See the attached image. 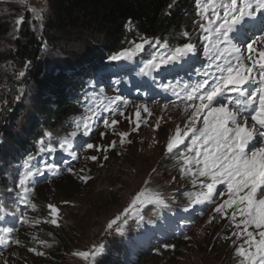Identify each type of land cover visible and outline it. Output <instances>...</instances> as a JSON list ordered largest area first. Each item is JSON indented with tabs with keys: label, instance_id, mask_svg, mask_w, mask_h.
<instances>
[{
	"label": "rangeland",
	"instance_id": "obj_1",
	"mask_svg": "<svg viewBox=\"0 0 264 264\" xmlns=\"http://www.w3.org/2000/svg\"><path fill=\"white\" fill-rule=\"evenodd\" d=\"M0 8V13L4 10L0 16L10 17V22H12V33L0 41L2 50L13 46L11 40L20 26L15 25V21L21 16L29 15V21L40 35L45 32L44 21L46 22L48 11L46 0H0ZM31 8H35L42 19L37 20L34 13L29 10ZM219 11L223 16V9H219ZM208 15L211 17V11ZM200 23L206 24L207 22L197 14L196 19L190 23L189 29L184 31L189 35L183 36L181 41L176 44L191 43L195 47L193 53L182 60L162 64L159 68L144 70L146 64L143 66L144 76L149 78L158 76L166 84L164 88L159 89L164 90V93L168 92L169 95L160 97L131 95L122 90L115 93L112 88H108L110 85L106 84L101 91V100H106L109 97L108 94L112 93L111 98L116 104L110 110L102 104L104 101L99 104L98 113L91 116L90 133L84 138L76 139V145L71 148L74 153L69 156L71 159L69 165L66 168L61 167L58 172L60 177L56 179L51 175L52 179L43 181L38 179L36 184L30 187V193L24 195L16 193L17 189L11 184L7 187L6 190L12 196H20L23 201L19 207L21 212L13 216L14 218L6 219L10 224H18L17 229L9 237H6L8 231H5L9 228L8 226L4 227L3 225L0 229V236L6 240V243L0 244V264H5V261L7 264H50L48 262L53 264H95L98 257L104 253L107 241L113 236L129 240V255L134 250V258L140 254L142 246L147 245L151 241L150 239H154V237H150L153 233H149L133 241L134 235L137 234L133 230L145 224L149 219L146 215L154 219L162 217V228L169 229L168 234L166 232L162 234L170 236L172 232H179L180 241L165 244L169 247L163 246V251L151 247L153 254L144 261V264H241L242 258L237 254L236 248L243 244L246 237L233 235L239 230L231 221L232 210H227V216L213 211L217 204L227 199V186L217 185V192L224 193V195H216L213 202L192 204L189 199V193H195L201 189L199 183H192L191 175L184 174V165L181 159L182 156L193 158L190 166L195 169L194 157L196 153L188 151L192 144L193 133H188L184 137L183 143L173 149L182 152L177 164L169 162V158L165 156L168 153L166 147L168 139L175 133L178 125L184 131L187 123L188 113L184 111L186 102L183 100V89L185 86H189L190 90V86L205 79L204 73L208 71L209 64H212L211 73L219 75L211 59L216 55L215 50L205 52V47L208 45L205 37L208 36V33L199 27ZM218 24L219 21H217ZM262 32H264V9H257L253 4V15L245 17L237 29L229 33L228 41L219 46L223 48L228 42L236 44L247 56L246 44L251 39L260 36ZM49 34L41 36L42 40H40V43H43L40 58L47 69L57 64V59L64 49L69 54L89 51L87 43L76 36L69 39L58 33L53 37L51 32ZM142 37L149 39L151 41L149 44L161 49L156 43V40L159 39L137 34L118 47L111 49V55L121 49L131 47L130 42L132 41L141 42ZM213 39H215V35H213ZM221 39L223 40V38ZM99 40L102 41V39ZM149 44H145L144 49L136 52L131 59L112 61L119 65L133 64L137 67L136 59L143 56L147 58L148 62L153 56L146 57L145 51ZM256 47H264V43L256 45ZM166 52L167 50H163L159 53ZM215 63L222 64L223 60ZM97 72L98 70L90 72V76L95 78L92 86L105 83L101 78H96ZM212 78L210 74L209 83L212 82ZM25 84L28 85L23 86V89L20 88L14 96V100L19 101L21 105L29 104L40 86L39 80L32 79L29 82L25 81ZM231 95L234 96V94ZM17 96L20 97L19 100L16 99ZM117 96L123 99L115 100ZM144 106H147L151 115L143 111ZM102 109L104 110L101 111ZM137 109L141 111L138 129L135 117ZM121 111L124 112V116L120 115ZM27 116L28 113H24L15 122L14 134L16 137L19 135L18 138L21 137L22 124ZM106 119L109 121L116 119L119 123L111 128H105L103 121ZM157 123H159V127H156ZM202 126V121L197 122V128ZM59 128L60 126H54L45 132L54 134L59 132ZM121 132L129 133L125 137L124 143H120L119 133ZM101 133H105V135L102 136ZM82 134H84L83 128ZM89 140H92L91 143L97 147L107 150L87 149L85 145L87 142L90 143ZM112 142H115L114 147H110ZM261 142L264 141L258 137L252 144L259 146ZM184 147L186 150L182 151ZM52 153L57 155V150ZM93 155L98 157L96 161L90 159ZM51 161L54 162V158ZM59 162L55 160L53 165L56 167L53 172L59 169ZM69 167L73 169L72 172L68 171ZM11 172L12 169L8 170L6 175ZM69 176H73L80 184L79 190L73 196L62 193L56 185L59 179ZM82 176H87L89 179L84 181L80 178ZM197 179L204 178L198 177ZM145 187L159 192L163 196L164 202L145 204L139 208L138 212L122 217L117 225L108 229L107 223L119 215L128 206L133 196ZM37 195L44 196L46 203L42 205ZM4 196L6 193L0 188V213H2L0 215L5 218L8 216L9 210L3 204ZM32 204L36 205L35 209L31 207ZM49 204L55 205L59 209L56 217L57 225L47 222L52 219L51 210L47 207ZM153 208L156 212H150ZM213 216L215 218L209 222ZM21 217H25V220H21ZM37 219L40 220L39 224L32 223ZM182 219H190L192 222L191 224L185 222L186 225L183 226ZM33 237L36 239L34 240ZM16 240H19L20 244L15 243ZM41 240L46 241L47 245L40 244L38 241ZM94 247L96 255L87 260L73 254L79 251H91ZM29 248H36L38 252L44 254L37 255L30 252ZM126 249L127 244L119 256L123 263L128 257ZM114 256L117 258V255Z\"/></svg>",
	"mask_w": 264,
	"mask_h": 264
},
{
	"label": "trees",
	"instance_id": "obj_2",
	"mask_svg": "<svg viewBox=\"0 0 264 264\" xmlns=\"http://www.w3.org/2000/svg\"><path fill=\"white\" fill-rule=\"evenodd\" d=\"M46 1L48 11L43 35L33 28L29 21L30 16L26 14L19 30L13 35L11 40L13 46L2 50L0 44V188L6 193L3 204L9 210L7 217L0 215V229L3 225L9 227L6 237L18 227V224H10L6 219L14 218L13 216L21 212L19 207L23 201L20 196H12L6 190L7 187L11 184L17 189L16 193L24 195L30 193V187L34 186L38 179H42L40 181L52 179L51 175L56 179L60 177L58 172L61 167L66 168L69 165L71 160L69 156L74 153L71 148L76 145V139L88 136L82 134V128L75 137L70 135L76 131V122L84 116L98 113L99 104L103 101L102 104L107 106L108 110L116 104L111 98L112 93L108 94L106 100H101L103 86L110 85L108 88H112L115 93L122 90L131 95L143 96L158 94L151 93L149 86L155 90L164 88L165 82L158 76L152 78L144 76L143 66L147 58L138 57L137 67L133 64L119 65L109 59L111 49L137 34L167 41L169 47H174L181 41L182 33L189 29L190 23L198 14L197 0H175L171 8L168 5L173 3V0ZM1 13L3 14L4 10ZM11 29L10 17L0 16V41L12 33ZM50 32L52 37L56 33L69 39L76 36L87 43L89 51L69 54L64 49L57 59V64L47 69L40 58L43 49L40 40L41 36L50 35ZM163 50L167 49H157L156 46L149 44L145 51L146 57L157 55ZM94 70H98L96 78H101L105 83L92 86L95 78L90 76V72ZM21 71L25 72L23 77L19 76ZM31 79L39 80L40 86L30 103L21 105L19 101L14 100L15 93L26 87L28 84H25V81L29 82ZM163 95H167L164 90L160 96ZM24 113H28V116L24 119L21 137L18 138L19 135L16 133V137L14 134L15 122ZM54 126H60L59 132L52 133L50 137L45 136V130ZM41 138L45 141V147L51 145L57 150V155L40 151L38 141ZM65 138L69 141V145H66L67 150L60 147ZM183 150H186V147ZM181 154L182 152L173 150L165 156L169 158V162L177 164ZM52 158L54 162L51 161ZM55 160L60 161L59 169L54 172L47 170L45 165L54 164ZM10 169L12 172L6 175ZM28 171H32L33 175L21 185L20 181ZM76 181L73 176H69L59 179L56 185L62 193L73 196L80 186ZM37 198L42 205L46 203L44 196L37 195ZM150 212L156 211L153 208ZM146 216L149 219L145 224L133 230L137 233L133 241L153 233L150 236L154 237L150 239L151 245L148 243L142 246L140 254L133 258L134 250L129 255V240L113 236L107 241L104 253L98 257L95 264H144V261L153 254L151 247L163 251L165 244L180 241L179 232H172L170 236L162 234L163 232L168 234L169 231L162 228V217L154 219ZM182 221L183 226L186 225L185 222L188 224L192 222L190 219ZM126 244L128 257L123 263L119 256ZM114 255H117V258Z\"/></svg>",
	"mask_w": 264,
	"mask_h": 264
},
{
	"label": "snow or ice",
	"instance_id": "obj_3",
	"mask_svg": "<svg viewBox=\"0 0 264 264\" xmlns=\"http://www.w3.org/2000/svg\"><path fill=\"white\" fill-rule=\"evenodd\" d=\"M174 3L175 0L168 7H173ZM253 4L257 9H264V0H197L198 14L202 20L207 22L199 25L208 33V36L205 37L208 41L205 52L215 50L216 55L211 59L219 75L211 73L212 64H209L208 71L204 73L205 79L190 86V90L189 86H185L183 89V100L186 102L184 111L188 113L185 130L182 131L178 125L166 146L167 151L172 152L178 144L183 143L184 137L188 133H193L192 144L188 151L196 153L194 157L195 169L190 166L193 158L181 157L184 174L191 175L192 183H199L201 186L200 191L188 194L192 204L213 202L216 195H224V193L217 192V185L227 186V199L217 204L213 211L227 216V210H232L231 221L239 230L233 235L246 237L243 244L236 248L237 254L242 258L241 264H264V142H261L259 146L252 144L258 137L264 141V47H256V45L264 43V32L246 44L247 56L236 44L228 42L223 48L219 45L228 41L229 33L234 32L245 17L253 15ZM219 9H223V16ZM29 10L34 13L37 20L42 19L35 8ZM210 11L211 17L208 15ZM23 21L24 17L21 16L15 21V25L19 26ZM217 21H219L218 25ZM130 23L131 21H129ZM182 35L187 37L189 34L183 32ZM213 35H215V39H213ZM150 42L149 39L143 37L139 43L132 41L130 42L131 47L121 49L112 54L109 59L113 61L131 59L136 52L143 50L144 45ZM156 43L161 48L167 49V52L153 55L146 63L144 70L159 68L162 64L182 60L195 51V47L191 43L174 47H169L167 41L156 40ZM219 60H223V63L216 64L215 62ZM28 63L30 64V62ZM27 66L28 64L25 65V67ZM254 73L256 74L254 75ZM210 74L213 77L211 83L208 79ZM24 75V71L19 73L20 77ZM230 93L234 96L228 95ZM19 98V96L16 97L17 100ZM122 99L120 96L115 97V100ZM143 111L151 115L147 106H144ZM120 115L124 116V112L121 111ZM135 117L138 129L141 119L139 109L135 112ZM91 119V116H84L80 121H77L76 131L70 135L75 137L81 128H83L84 135H88L91 131ZM200 121L203 126L197 128L196 124ZM103 123L105 128H111L119 121L106 119ZM156 127H159V123ZM44 135L50 137L52 133L45 132ZM101 135L103 136L105 133H101ZM128 135L127 132L119 133L120 143H124V139ZM38 143L42 152L55 151L51 145L45 147L43 138ZM66 145H69V141L65 138L60 143V147L67 150ZM114 146L115 142H112L110 147ZM85 147L87 149L95 148L97 151L107 150L92 143H87ZM90 159L96 161L98 157L93 155ZM55 167L53 164L45 165L49 171H53ZM68 171L72 172L73 169L69 167ZM32 175L33 172L28 171L21 179L20 184L23 185ZM198 177L204 179H197ZM80 178L84 181L89 179L87 176ZM163 202L164 198L159 192L147 187L142 188L133 196L128 206L107 223V228L111 229L113 225H117L122 217L138 212L139 208L145 204ZM31 207L35 209L36 205L32 204ZM47 207L51 210L52 216V219L47 222L57 225L56 217L59 209L52 204ZM214 218V216L211 217L209 222ZM21 220H25V217H21ZM32 223L39 224L40 220L37 219ZM33 239L35 240L36 237ZM38 242L47 245L46 241ZM3 243H6V240L0 236V244ZM15 243L20 244V241L16 240ZM164 247H169V245H164ZM29 251L37 255L44 254L38 252L36 248H29ZM73 254L87 260L96 255V250L94 247L91 251H79ZM5 264H7L6 261Z\"/></svg>",
	"mask_w": 264,
	"mask_h": 264
},
{
	"label": "bare ground",
	"instance_id": "obj_4",
	"mask_svg": "<svg viewBox=\"0 0 264 264\" xmlns=\"http://www.w3.org/2000/svg\"><path fill=\"white\" fill-rule=\"evenodd\" d=\"M165 84V83H164ZM166 85V84H165ZM148 89L151 91V93H154L155 94V92H156V94H157V91H158V93L159 94H157V95H154L155 97H158V96H160L161 95V90H159V88H157L156 90L155 89H153V88H151L150 86L148 87ZM149 96H151V95H149Z\"/></svg>",
	"mask_w": 264,
	"mask_h": 264
}]
</instances>
